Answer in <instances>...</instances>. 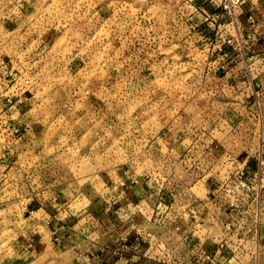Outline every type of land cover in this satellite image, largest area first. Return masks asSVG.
<instances>
[{
	"label": "rangeland",
	"instance_id": "rangeland-1",
	"mask_svg": "<svg viewBox=\"0 0 264 264\" xmlns=\"http://www.w3.org/2000/svg\"><path fill=\"white\" fill-rule=\"evenodd\" d=\"M203 1L0 0V264L70 263L48 215L106 203L160 260L200 216L217 260L264 264V62Z\"/></svg>",
	"mask_w": 264,
	"mask_h": 264
},
{
	"label": "crops",
	"instance_id": "crops-1",
	"mask_svg": "<svg viewBox=\"0 0 264 264\" xmlns=\"http://www.w3.org/2000/svg\"><path fill=\"white\" fill-rule=\"evenodd\" d=\"M200 6H202V13L200 12L201 17L213 14L217 10V5L214 6L211 0H204ZM257 9L259 8H256V5L253 8H244V13L239 18L238 33L244 47L250 51V54L247 55L251 58L248 59L252 61L256 60L255 65H260L264 62L263 28L258 25L259 28L252 32V26L247 22V17L251 13L253 14L251 11ZM256 30L257 33L255 34ZM237 56L240 60V55L237 54ZM235 69L240 70L239 75L243 76L245 71L241 64ZM233 78L234 80L240 81L236 78V75ZM255 92L258 93L257 88H255ZM110 200L112 201L113 199ZM105 205L106 207H110L103 214L101 212L95 213L91 211L81 212L79 214L72 213L73 221L69 223L60 218L58 216L59 214H55L54 216L52 214L48 215L47 222L50 232V246L54 249L58 248L62 255L67 254L74 259L68 264H210L208 263L210 257L213 258L212 262H215L214 264L220 262L217 260L219 259L217 257L220 256L219 254L223 250L219 246H212L210 244L208 229L198 230L193 226L194 221L197 222L200 218L198 215L199 218L197 217V219L186 216L187 220L185 219L186 221L181 222L186 227L182 232L183 239L181 240V246L175 248H172L173 246L166 247L167 252L171 255L180 251L178 254L179 257L176 260L173 257H170L171 259L168 260H160L156 256L151 255V248H149V244L147 243L148 235L146 232L144 230L137 231L139 236H133L134 232L130 233L129 229H125L124 224L122 228H118L112 216V205L109 203ZM121 206L126 211L130 208V205L128 206L126 203L121 204ZM107 211H110L111 214H107ZM157 218L155 212L153 218H151V223H154L156 226L159 224L158 220L160 221ZM196 226L202 225L198 223ZM160 232L162 231H151L150 234H154L155 237H160ZM196 233L199 236L196 237ZM102 240H105L107 244L102 243ZM33 246V240L26 237L22 240L21 251L31 250L30 248ZM221 263L225 264L224 262Z\"/></svg>",
	"mask_w": 264,
	"mask_h": 264
},
{
	"label": "built area",
	"instance_id": "built-area-1",
	"mask_svg": "<svg viewBox=\"0 0 264 264\" xmlns=\"http://www.w3.org/2000/svg\"><path fill=\"white\" fill-rule=\"evenodd\" d=\"M216 1L217 10L213 14H208L205 16L204 20L207 21L210 20L211 23H219V26L221 24L225 25L224 20L227 22V26H232L233 29H238L240 24V16L242 13H244L243 5L245 3V0H213ZM247 20L249 21V25L253 27L252 24H255L254 20L252 19V16H248ZM239 34V33H238ZM238 46L243 47V43L239 37V39H236ZM228 42H231L230 40ZM227 56V54H225ZM246 56H248L246 54ZM248 59V58H246ZM250 60V59H249ZM251 71V70H250ZM208 255V254H207ZM208 256H211L210 254ZM213 258L210 257V261L208 263L214 264L215 262H212ZM206 261V262H207ZM216 264H223L221 262H217Z\"/></svg>",
	"mask_w": 264,
	"mask_h": 264
}]
</instances>
